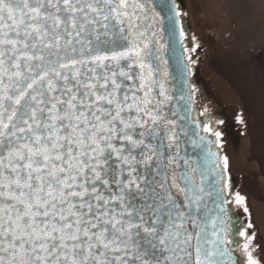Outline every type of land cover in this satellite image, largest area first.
Returning <instances> with one entry per match:
<instances>
[{
    "label": "snow or ice",
    "instance_id": "1",
    "mask_svg": "<svg viewBox=\"0 0 264 264\" xmlns=\"http://www.w3.org/2000/svg\"><path fill=\"white\" fill-rule=\"evenodd\" d=\"M176 8L0 0V264H260L223 219L228 157L189 135L194 90L169 87Z\"/></svg>",
    "mask_w": 264,
    "mask_h": 264
},
{
    "label": "rangeland",
    "instance_id": "2",
    "mask_svg": "<svg viewBox=\"0 0 264 264\" xmlns=\"http://www.w3.org/2000/svg\"><path fill=\"white\" fill-rule=\"evenodd\" d=\"M263 1L176 0L186 58L193 59L189 68L195 107L218 142L222 160L228 157L229 204L241 230L252 225L247 230L254 236L252 251L260 264H264V17L257 22L259 16L250 6ZM237 194L244 197L243 205L236 204Z\"/></svg>",
    "mask_w": 264,
    "mask_h": 264
},
{
    "label": "water",
    "instance_id": "3",
    "mask_svg": "<svg viewBox=\"0 0 264 264\" xmlns=\"http://www.w3.org/2000/svg\"><path fill=\"white\" fill-rule=\"evenodd\" d=\"M172 3H176V0H171ZM158 12H160V9H156ZM178 10V7L176 8ZM179 11V10H178ZM169 15V13L160 12V16L162 18L161 20V27L167 29L168 23L166 16ZM161 38V43L165 45V47L161 50V55L163 58L167 61V65L165 66L167 71L169 72V87L170 89L175 92L176 89H178L181 86L182 80L186 79V84L184 85V95L187 98L188 89L189 87L194 90L193 83L189 72H185L184 65L188 62L186 58V51H185V44H184V38L181 40L179 36L177 35V38L175 41L170 40L168 36L167 30L161 31L159 33V37ZM189 67V65H188ZM187 108L190 109L188 112V121L190 123L189 135H191L192 130H195L199 136L204 137L205 143L210 144L212 147V151L217 152L219 158L222 162V155L220 152V149L218 147V142L216 141L215 137L205 132L203 129L202 120L199 115L198 109L195 107V99H194V91L192 94V102L187 104ZM192 122H195L194 124ZM197 137H193V139H196ZM182 147H184L182 145ZM189 152L192 151L191 146H188ZM224 180L223 184L225 185V179H226V172H223ZM222 195L226 199L227 203L224 205V207L228 210L226 215H224L223 219L227 222H234L236 224V214L235 211L231 208L229 204V199L226 192V187H224ZM209 207H212L211 204H209ZM234 231V229H233ZM234 235H230V239H233Z\"/></svg>",
    "mask_w": 264,
    "mask_h": 264
},
{
    "label": "crops",
    "instance_id": "4",
    "mask_svg": "<svg viewBox=\"0 0 264 264\" xmlns=\"http://www.w3.org/2000/svg\"><path fill=\"white\" fill-rule=\"evenodd\" d=\"M250 8H251V9H255L256 12H257L256 15L259 16V18H257L256 21L259 22V20H260V18H261V22H262V20H263L262 17H264V1H263V3H258V4L251 5ZM249 17H251V16H249ZM261 22H260V23H261ZM250 23H252V20L250 21ZM260 23H257V24H260ZM262 23L264 24V21H263ZM262 23H261V24H262ZM255 32H256V31H255ZM257 39H258V38H257ZM257 39H255V40H257ZM260 39H261V38H260Z\"/></svg>",
    "mask_w": 264,
    "mask_h": 264
},
{
    "label": "flooded vegetation",
    "instance_id": "5",
    "mask_svg": "<svg viewBox=\"0 0 264 264\" xmlns=\"http://www.w3.org/2000/svg\"><path fill=\"white\" fill-rule=\"evenodd\" d=\"M158 12V11H157ZM203 128H204V126H203ZM204 130V129H203ZM211 134V133H210ZM236 226H237V228H239V230H241V227H240V225H239V223H238V220H237V218H236ZM234 231H235V229H234ZM233 240H235L239 245H243V240H242V237H240L238 234H236V235H234V237H233ZM236 255L237 256H239L240 254L239 253H236ZM242 258H244L243 256H242ZM241 258V256H240V260H241V262H242V259ZM241 264H244L243 262L241 263Z\"/></svg>",
    "mask_w": 264,
    "mask_h": 264
}]
</instances>
